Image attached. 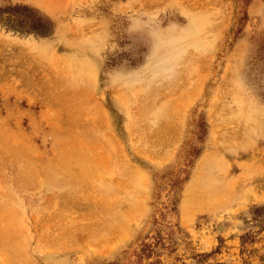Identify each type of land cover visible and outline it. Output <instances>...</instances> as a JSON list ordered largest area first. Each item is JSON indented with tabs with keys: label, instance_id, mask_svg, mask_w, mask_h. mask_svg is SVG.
<instances>
[{
	"label": "rangeland",
	"instance_id": "obj_1",
	"mask_svg": "<svg viewBox=\"0 0 264 264\" xmlns=\"http://www.w3.org/2000/svg\"><path fill=\"white\" fill-rule=\"evenodd\" d=\"M0 264H264V0H0Z\"/></svg>",
	"mask_w": 264,
	"mask_h": 264
},
{
	"label": "bare ground",
	"instance_id": "obj_2",
	"mask_svg": "<svg viewBox=\"0 0 264 264\" xmlns=\"http://www.w3.org/2000/svg\"><path fill=\"white\" fill-rule=\"evenodd\" d=\"M91 239V238H90Z\"/></svg>",
	"mask_w": 264,
	"mask_h": 264
}]
</instances>
